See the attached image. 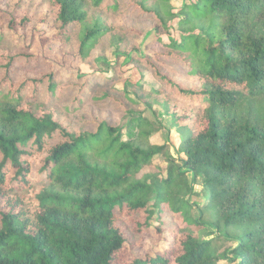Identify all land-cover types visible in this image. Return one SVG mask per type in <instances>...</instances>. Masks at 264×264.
Returning a JSON list of instances; mask_svg holds the SVG:
<instances>
[{"label":"trees","instance_id":"16d2710c","mask_svg":"<svg viewBox=\"0 0 264 264\" xmlns=\"http://www.w3.org/2000/svg\"><path fill=\"white\" fill-rule=\"evenodd\" d=\"M36 21L92 69L113 49L114 72L60 73L21 34ZM154 103L184 156L131 116ZM222 260L264 264V0H0V264Z\"/></svg>","mask_w":264,"mask_h":264},{"label":"rangeland","instance_id":"374dc122","mask_svg":"<svg viewBox=\"0 0 264 264\" xmlns=\"http://www.w3.org/2000/svg\"><path fill=\"white\" fill-rule=\"evenodd\" d=\"M175 11L180 10L186 3H190L193 0H171ZM178 18L171 21V29L169 35L163 33L162 39L169 42V36L175 39H180L181 31L177 26ZM37 22V21H36ZM53 30L45 24L36 23L34 28L28 29L21 34L26 39L27 43L31 47V52L38 55H43L54 64V67L65 76L72 74L88 75L96 71L99 73L107 72L111 75L114 72L113 64L116 62L113 49L107 53V58L99 59L97 61L98 68L92 69L88 64L82 63L78 58H74L69 54H65L61 50V44L58 40L52 38ZM121 69L124 72V76L128 77L133 83H141L142 88L151 90L153 87H157L159 83L153 79L148 71L141 72L131 63L126 62L124 59L120 61ZM122 87V85H120ZM138 113L144 115L149 121L154 124L155 130L151 132L149 136L150 143L167 145L170 152L176 156H184L179 152V145L182 141V132L178 130L174 124L173 118L169 116L164 109L157 103H154L152 107L146 105L139 106L137 112L131 116H136ZM131 116H127L120 121V125L126 123ZM124 139L126 140L127 130H123ZM155 162L165 164V157L158 155L155 157ZM195 190L202 193L200 183L195 186ZM194 200H198L193 198ZM153 225L157 224V220L154 217ZM154 227V226H153ZM209 229L216 235V231L212 226ZM204 234V233H203ZM164 245V242H160L156 229L153 228L152 234L145 239L143 244L136 246L132 252L136 256L145 257L146 255H154V252L160 249ZM231 245V244H230ZM220 264H236L233 261L222 260Z\"/></svg>","mask_w":264,"mask_h":264}]
</instances>
